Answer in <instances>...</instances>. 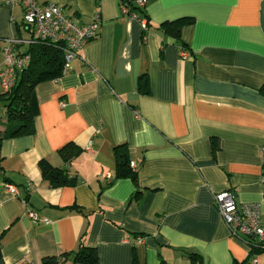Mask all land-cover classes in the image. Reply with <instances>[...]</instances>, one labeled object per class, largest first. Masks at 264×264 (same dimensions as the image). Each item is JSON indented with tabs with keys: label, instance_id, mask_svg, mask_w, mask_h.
<instances>
[{
	"label": "crops",
	"instance_id": "0c3cea01",
	"mask_svg": "<svg viewBox=\"0 0 264 264\" xmlns=\"http://www.w3.org/2000/svg\"><path fill=\"white\" fill-rule=\"evenodd\" d=\"M39 3L101 27L63 77L36 87L35 134L0 143V264L61 260L81 242L99 264H245L215 196L262 204L264 224V0H149L147 31L120 0ZM182 19L180 37L161 28ZM31 35L23 8L0 0V68L10 40ZM119 146L135 179L116 177ZM42 162L75 186H52Z\"/></svg>",
	"mask_w": 264,
	"mask_h": 264
},
{
	"label": "built area",
	"instance_id": "2783aa9c",
	"mask_svg": "<svg viewBox=\"0 0 264 264\" xmlns=\"http://www.w3.org/2000/svg\"><path fill=\"white\" fill-rule=\"evenodd\" d=\"M134 6L144 10L149 0H130ZM11 7L21 6L24 10V23L31 28L28 40L12 39L4 50L5 66L0 68V83L5 93H9L16 85L20 73L30 68L32 56L17 50L19 46L28 47L47 44L59 47L64 53V71L67 73L71 63L82 58L86 45L94 40L101 27L99 18L88 24L78 23L74 17L65 14L60 6L48 3L40 5L39 0H6ZM123 16L139 21L143 30H148V19L144 15L131 11L130 6L121 4ZM187 57V52L183 53ZM262 184L264 187V147L262 157ZM6 189L18 195L15 185L7 183ZM217 206L232 237L240 240L252 250H264L263 208L260 203H238L232 192H223L215 196ZM28 216L40 221L38 214L29 211ZM143 238H138L142 243ZM247 264H260L256 255H252Z\"/></svg>",
	"mask_w": 264,
	"mask_h": 264
},
{
	"label": "trees",
	"instance_id": "16d2710c",
	"mask_svg": "<svg viewBox=\"0 0 264 264\" xmlns=\"http://www.w3.org/2000/svg\"><path fill=\"white\" fill-rule=\"evenodd\" d=\"M120 4L130 6L131 11H140L144 14V10L137 8L130 0H120ZM149 22V20H148ZM189 23L187 20H178L176 22L165 23L161 28L165 31L179 33L181 28ZM149 29V24H148ZM28 54L32 56V64L29 69L20 73L17 77L15 87L4 96L0 97V111H4V120L1 119L0 125L3 126V131L0 132V143L5 139H14L25 135H34L35 117L38 114V106L35 100L36 87L45 82L55 81L63 77L64 71V53L59 47L47 44H38L29 47ZM139 90L143 94L150 93L149 78L143 76L139 80ZM68 145L61 150V154L66 157ZM125 146L116 148L117 152V178L133 177L130 170L128 159L125 155H121V149ZM70 161V157L66 159ZM41 171L43 177L48 180L54 187H72L76 184V176H70L66 170L54 168L49 164L42 162ZM135 179V176L133 177ZM2 244L0 242V258ZM260 250H252L251 255ZM72 255V264H99V258L96 248L89 247L81 242L79 249L72 254H65L61 260L51 256L45 258L44 264H64L67 262V257ZM249 257V258H250ZM192 264H203L202 258L196 254L189 255ZM249 258L245 264L248 263Z\"/></svg>",
	"mask_w": 264,
	"mask_h": 264
}]
</instances>
